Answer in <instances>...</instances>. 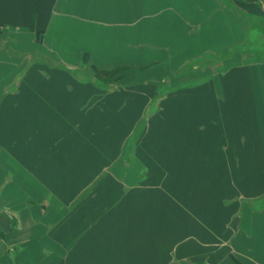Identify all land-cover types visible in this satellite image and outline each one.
<instances>
[{"label":"crops","instance_id":"0c3cea01","mask_svg":"<svg viewBox=\"0 0 264 264\" xmlns=\"http://www.w3.org/2000/svg\"><path fill=\"white\" fill-rule=\"evenodd\" d=\"M210 56L197 87L124 84ZM237 70V127L164 105L205 86L225 104ZM7 97L47 128L0 138V264H264V0H0V110Z\"/></svg>","mask_w":264,"mask_h":264},{"label":"bare ground","instance_id":"6f19581e","mask_svg":"<svg viewBox=\"0 0 264 264\" xmlns=\"http://www.w3.org/2000/svg\"><path fill=\"white\" fill-rule=\"evenodd\" d=\"M31 78L34 80H39L43 84L46 90H54L57 88L56 82L44 81L43 71L41 68H34L30 74ZM237 79V80H235ZM227 81V90L228 98L225 104L216 101L215 96L206 93L209 87H201L195 91L180 92L173 96H170L164 105L169 109H177L181 112L180 117L183 118L185 123L195 122L196 125L206 120L210 123L215 120V117L218 116V108L220 112L228 117V121L233 127H237L238 124L236 121L240 117L235 111L238 109H246V104L242 95L246 93V86L242 81V71H232L226 78ZM16 100V98H15ZM39 114L34 112L31 103H28L27 97H24L20 100L17 107L14 106V101L11 97L5 99L4 105L0 110V138L5 141H9L12 137L19 135L22 137L20 132L24 128L29 129V133H35L37 126L41 125L42 128H47V124L39 123ZM242 123L240 122V129L235 130L236 134L244 135L251 133V127L247 123V118L244 112L241 113ZM20 129L18 132L15 128ZM213 126L210 127V133L213 131ZM45 129L41 133L35 135L40 141H46L45 138ZM251 136V135H250ZM220 137L219 140L220 141ZM23 142H18V150L23 148L21 145ZM215 148V146H212ZM262 178H256L252 180L254 183L260 182ZM216 179L211 178V185H215ZM252 182H248L245 185V188H248Z\"/></svg>","mask_w":264,"mask_h":264},{"label":"rangeland","instance_id":"374dc122","mask_svg":"<svg viewBox=\"0 0 264 264\" xmlns=\"http://www.w3.org/2000/svg\"><path fill=\"white\" fill-rule=\"evenodd\" d=\"M239 50H237L238 52ZM213 54L219 55L222 51H212ZM211 55V54H210ZM218 60V59H217ZM194 61L186 62L184 65L175 66L172 65H164L161 63H152L147 64L146 66H142L140 68H136L133 72H131V81L130 83L127 81L124 84L131 85L132 90L136 91H147L148 93L154 94L156 90L159 91H168L169 88L180 89L186 86L197 87L207 81V74H213L214 70L205 66L206 62L211 64L214 62V59L210 56L207 59H195ZM213 67L219 71V65H213ZM117 71H114L116 75ZM104 77L108 80V75ZM205 76V78H204ZM137 78L138 81H134L133 79ZM118 79V78H117ZM110 82V80H109ZM122 83L116 82L114 85L117 88ZM230 248V247H228ZM259 249L264 250V243H260Z\"/></svg>","mask_w":264,"mask_h":264}]
</instances>
